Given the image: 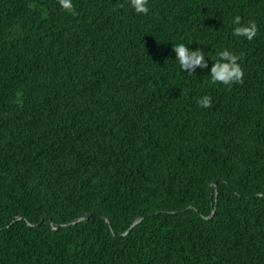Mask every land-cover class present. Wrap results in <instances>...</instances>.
<instances>
[{
  "label": "trees",
  "instance_id": "1",
  "mask_svg": "<svg viewBox=\"0 0 264 264\" xmlns=\"http://www.w3.org/2000/svg\"><path fill=\"white\" fill-rule=\"evenodd\" d=\"M73 5L0 0V264H264V0ZM175 42L227 48L242 82Z\"/></svg>",
  "mask_w": 264,
  "mask_h": 264
},
{
  "label": "clouds",
  "instance_id": "2",
  "mask_svg": "<svg viewBox=\"0 0 264 264\" xmlns=\"http://www.w3.org/2000/svg\"><path fill=\"white\" fill-rule=\"evenodd\" d=\"M61 10L77 15L73 0H57ZM149 0H127V6L132 9L133 13L147 15L149 12ZM239 16L233 17L231 23L233 25L231 34L233 37L244 38L247 41L253 40L257 34V26L255 22L248 21L241 23ZM172 53L176 64L182 71L194 73L196 69L207 70L208 82L212 84H222L230 86L233 83H241L243 80V70L238 62L240 57L229 51L227 48L218 50L215 56L210 59L205 51L201 48L192 49L183 42H175L171 44ZM197 104L201 108H209L212 105V98L203 95L197 99Z\"/></svg>",
  "mask_w": 264,
  "mask_h": 264
},
{
  "label": "water",
  "instance_id": "3",
  "mask_svg": "<svg viewBox=\"0 0 264 264\" xmlns=\"http://www.w3.org/2000/svg\"><path fill=\"white\" fill-rule=\"evenodd\" d=\"M220 180L223 181V179H220ZM213 185H214V188H216V180L214 181ZM213 212H214V210H212L211 213H210V215H208L206 218H209V217L213 214ZM90 214H91V213H87V214H85L84 216L80 217L78 220L86 219ZM24 218H25V217H24ZM43 218H47V219L50 220V224H51V226H52L53 229H56V228L60 227L59 224H57V223H55V222H53V221L51 220V218H50L49 215L45 214V215L43 216ZM141 219H142V217H139V218L135 219L131 226H133V225L139 223ZM42 220H43V219H42ZM42 220H41V221H42ZM41 221H40V222H37L36 224H32V223H30V222H27V224H28V225H40V224H41ZM72 223H74V222H72ZM108 225L110 226V223H108ZM129 229H130V228H128L125 232H123V233L120 234V235H124V234H126V233L129 231Z\"/></svg>",
  "mask_w": 264,
  "mask_h": 264
}]
</instances>
